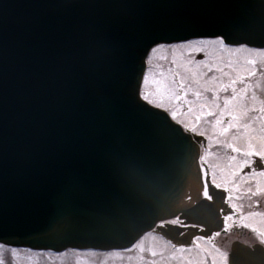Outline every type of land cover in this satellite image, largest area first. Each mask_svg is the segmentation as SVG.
Masks as SVG:
<instances>
[{
    "label": "water",
    "instance_id": "1",
    "mask_svg": "<svg viewBox=\"0 0 264 264\" xmlns=\"http://www.w3.org/2000/svg\"><path fill=\"white\" fill-rule=\"evenodd\" d=\"M216 30L264 47V0H0V243L125 249L153 228L178 234L158 226L174 218L209 234L222 195L183 204L200 188L198 156L133 89L146 33ZM229 256L264 264L259 244L235 241Z\"/></svg>",
    "mask_w": 264,
    "mask_h": 264
},
{
    "label": "snow or ice",
    "instance_id": "2",
    "mask_svg": "<svg viewBox=\"0 0 264 264\" xmlns=\"http://www.w3.org/2000/svg\"><path fill=\"white\" fill-rule=\"evenodd\" d=\"M149 37L133 99L141 110L162 118L173 136L199 157L205 186L211 184L226 194V208L219 210L222 227L174 244L171 257L180 264H207L208 256L212 264H230L229 253L217 247L215 239L237 219L239 226L264 237V228L250 223L264 218V47L230 43L217 30L211 35L146 33L142 39ZM154 60L167 62V69L163 63L154 65ZM68 219L62 213L55 230ZM205 241H211V247ZM134 247L130 242L125 251ZM11 251L17 254L16 248ZM146 253L152 258L149 264H156V251L149 248ZM0 264L5 262L0 259Z\"/></svg>",
    "mask_w": 264,
    "mask_h": 264
},
{
    "label": "rangeland",
    "instance_id": "3",
    "mask_svg": "<svg viewBox=\"0 0 264 264\" xmlns=\"http://www.w3.org/2000/svg\"><path fill=\"white\" fill-rule=\"evenodd\" d=\"M244 54H246V52L241 53V55ZM197 58L200 59L202 57L198 56ZM157 63H163L165 70L168 67L167 62L153 61L154 65ZM215 150V147H213L212 151ZM202 151L203 149H201V152ZM250 223H252V221ZM261 227H264V222L261 224ZM256 238L257 236L252 235L246 237V240L252 242ZM231 240L230 238L228 242H215V244L222 251L228 253ZM204 243L208 247H211V241H205ZM134 244L135 247L132 249V252H127L125 250L96 251L91 249H67L62 252H52L14 247L17 249V254L15 256L11 251L13 247L5 246L0 247V259H2L5 264H149L152 258L148 256L146 252L149 248H153L158 256L156 257V264H180L178 259L171 257L174 244L180 243L169 242V240L158 231L154 230L145 233ZM142 250L144 254L141 253ZM141 255H144V260L140 259ZM193 255H195V252ZM207 264H212L211 256L207 257Z\"/></svg>",
    "mask_w": 264,
    "mask_h": 264
},
{
    "label": "flooded vegetation",
    "instance_id": "4",
    "mask_svg": "<svg viewBox=\"0 0 264 264\" xmlns=\"http://www.w3.org/2000/svg\"><path fill=\"white\" fill-rule=\"evenodd\" d=\"M245 171H247V169H245ZM223 203L225 202L223 201ZM224 208H226V203ZM261 210H264V201L261 202ZM263 222H264V218H259V217L254 218L252 220L253 226H256L257 228H264L261 227V224ZM239 225H240V221L237 219L236 225L233 226L228 232H221V235L218 236V240L220 239L221 243H224L228 241V239L231 237L233 240L239 239L241 241H247L246 237H250L253 235V236H257V238L254 239L251 243L260 242L264 244V237L261 236L259 237L256 233H253L250 228H245Z\"/></svg>",
    "mask_w": 264,
    "mask_h": 264
}]
</instances>
